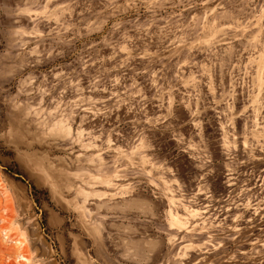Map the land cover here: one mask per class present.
<instances>
[{"label":"rangeland","instance_id":"374dc122","mask_svg":"<svg viewBox=\"0 0 264 264\" xmlns=\"http://www.w3.org/2000/svg\"><path fill=\"white\" fill-rule=\"evenodd\" d=\"M26 263L264 264V0H0V264Z\"/></svg>","mask_w":264,"mask_h":264},{"label":"bare ground","instance_id":"6f19581e","mask_svg":"<svg viewBox=\"0 0 264 264\" xmlns=\"http://www.w3.org/2000/svg\"><path fill=\"white\" fill-rule=\"evenodd\" d=\"M18 258H19V256H18ZM27 264V263H26Z\"/></svg>","mask_w":264,"mask_h":264}]
</instances>
